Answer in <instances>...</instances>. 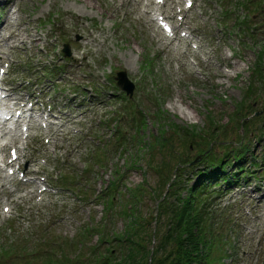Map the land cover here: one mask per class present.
Wrapping results in <instances>:
<instances>
[{
	"label": "rangeland",
	"instance_id": "rangeland-1",
	"mask_svg": "<svg viewBox=\"0 0 264 264\" xmlns=\"http://www.w3.org/2000/svg\"><path fill=\"white\" fill-rule=\"evenodd\" d=\"M145 1L0 0V28L4 21L17 27L0 45L8 88L25 97L43 85V100L64 111L55 112L49 130L32 126L28 133L39 136L27 148L18 129L3 138L31 159L30 172L50 173L55 189L0 191V264L106 262L102 254L117 257L133 237L152 253L166 237L163 199L179 204L192 166L199 171L202 159L230 147H247L245 161L252 154L261 169L251 167L258 177L213 198V261L264 264V204L257 205L264 200V139L249 131L258 124L239 126L244 114L264 107V0H192L185 14L177 12L179 0H165L160 12L181 23L179 39L160 35L141 16ZM118 72L134 84L128 99L115 84ZM5 204L12 213L3 212Z\"/></svg>",
	"mask_w": 264,
	"mask_h": 264
},
{
	"label": "trees",
	"instance_id": "trees-1",
	"mask_svg": "<svg viewBox=\"0 0 264 264\" xmlns=\"http://www.w3.org/2000/svg\"><path fill=\"white\" fill-rule=\"evenodd\" d=\"M245 122L242 119L239 122L240 126L245 128ZM191 133L189 132V134ZM194 135H198V130ZM243 158L242 155H238L239 170L244 167V164H241ZM208 161L211 162L212 160ZM222 162L216 163L215 167L217 168L209 173V176L202 174V178L198 180V188L205 178L211 179L212 177L213 179L219 176L222 172ZM196 188L197 184L190 187V191L188 189L186 196H176L177 202L180 201L179 204L168 203L166 197L163 199L166 202V207L161 211L163 213L161 216L165 218V222L163 220L160 224H168L166 237L164 242L162 240L158 242L155 248L151 250L152 253L145 244L133 237L124 240L128 243L121 246V251L117 257L110 259L109 254H102L106 262L98 261L97 263L93 262V264H208L209 262L211 264L214 259L212 253L214 246L212 244L215 245V235L210 232L211 229L213 230L214 224L212 209L201 202L198 204ZM168 192L166 193L168 194ZM206 233H208L207 236Z\"/></svg>",
	"mask_w": 264,
	"mask_h": 264
},
{
	"label": "bare ground",
	"instance_id": "bare-ground-1",
	"mask_svg": "<svg viewBox=\"0 0 264 264\" xmlns=\"http://www.w3.org/2000/svg\"><path fill=\"white\" fill-rule=\"evenodd\" d=\"M0 29L6 31V32L10 35V34H14L15 30H17V27H15V29L12 30V28L10 27V25H9L6 21H4V22L2 23ZM0 38H1V37H0ZM2 38H3V37H2ZM4 39L6 40L7 37H5ZM21 41H22V40H21ZM0 129H1V124H0ZM1 161H2V160H1ZM3 163H4V162H3ZM0 166H1V164H0Z\"/></svg>",
	"mask_w": 264,
	"mask_h": 264
},
{
	"label": "water",
	"instance_id": "water-1",
	"mask_svg": "<svg viewBox=\"0 0 264 264\" xmlns=\"http://www.w3.org/2000/svg\"><path fill=\"white\" fill-rule=\"evenodd\" d=\"M120 75V74H119ZM124 75V74H123Z\"/></svg>",
	"mask_w": 264,
	"mask_h": 264
}]
</instances>
